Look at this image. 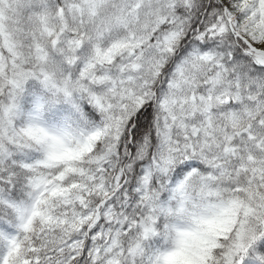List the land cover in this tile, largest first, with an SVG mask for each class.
Returning <instances> with one entry per match:
<instances>
[{
  "label": "snow or ice",
  "instance_id": "6c2138e0",
  "mask_svg": "<svg viewBox=\"0 0 264 264\" xmlns=\"http://www.w3.org/2000/svg\"><path fill=\"white\" fill-rule=\"evenodd\" d=\"M0 264H264V0H0Z\"/></svg>",
  "mask_w": 264,
  "mask_h": 264
}]
</instances>
